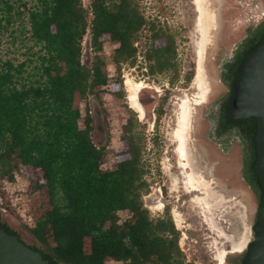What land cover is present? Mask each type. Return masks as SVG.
Listing matches in <instances>:
<instances>
[{
    "label": "trees",
    "instance_id": "1",
    "mask_svg": "<svg viewBox=\"0 0 264 264\" xmlns=\"http://www.w3.org/2000/svg\"><path fill=\"white\" fill-rule=\"evenodd\" d=\"M16 20L38 50L30 61L14 63L2 59L0 49V180H12L20 167L28 174L25 193L38 198L29 208L32 225L26 227L39 244L29 246L51 264H194L180 249L179 231L168 212L151 217L143 206L148 184L133 118L122 125L113 169L101 168L105 146L92 139L88 101L92 95L100 99L109 85L108 65L100 52L105 43L116 45L111 64L118 71L133 62V43L146 24L138 4L0 0V35ZM150 30L155 42L146 52L153 60L149 70L172 69L173 37L153 24ZM85 36L95 52L90 63L82 61ZM117 91L112 94L121 95ZM251 172L249 182L255 179L260 187ZM120 211L130 214L120 221ZM254 226L255 221L253 232ZM4 229L18 235L6 224ZM244 258L245 253L241 262H231L244 264Z\"/></svg>",
    "mask_w": 264,
    "mask_h": 264
},
{
    "label": "rangeland",
    "instance_id": "2",
    "mask_svg": "<svg viewBox=\"0 0 264 264\" xmlns=\"http://www.w3.org/2000/svg\"><path fill=\"white\" fill-rule=\"evenodd\" d=\"M22 1H27L28 5L34 4V0ZM135 2L146 21L145 27L138 34L141 48H138L135 64L130 66L124 63L118 71L115 65L111 64V55L116 45L105 43L100 52L108 65L109 75V85L103 88L101 98L95 97L101 108V115L97 119L93 117L96 125L92 138L96 144L105 146L101 168L115 167L116 151L122 146V125L131 116L134 120L133 130L140 137L141 155L146 169L144 176L148 189L142 196L143 206L151 217L164 216L168 212L179 231L178 244L187 261L194 264H219L220 257L225 254V264H232L227 259L231 261L240 254H231L229 250H232L235 244H245V251L254 236L253 224L257 206L255 201L252 202L248 194L244 193L242 186L238 185L240 164L237 150L233 149L227 158H220L224 169L219 165L217 176H209L204 171L203 163H194L192 160L193 146L189 136L188 162L198 173V179L205 180L208 184L203 188L204 185L202 187L196 183L195 190H192L187 179L191 169L185 165L186 159L179 151L178 137L184 107H189L191 116L201 109V105L195 104L202 94L200 84L195 81L198 50L203 36L201 7L209 24L213 16L208 17V14L217 9V0ZM82 3L88 6L89 0H82ZM23 23L27 27L25 20ZM151 24L155 30L170 34L174 40L172 70L154 75H148L149 64L143 56L148 43L152 45L155 42L150 38ZM19 26L20 21L16 20L0 35L2 59H11L14 63L25 59L30 61L28 58L31 53L33 55V52L38 50L27 29ZM208 31V34L211 31L212 35L211 26ZM88 39L89 37L85 36L82 41V61L90 63L95 52L89 49ZM210 43L207 44L208 48ZM146 85L148 88L141 94L147 103V114L144 115L143 107L135 109L138 112L130 108V98L137 97L138 90ZM115 88L121 95L112 94ZM88 104L90 109V98ZM85 106L82 101V115ZM28 184V174L22 167L14 172L12 180H0L2 218L26 244L39 246L26 227L32 225L29 208L32 204L37 205L38 198L36 194L25 193ZM129 214V211H120V221ZM106 264L122 263L115 261Z\"/></svg>",
    "mask_w": 264,
    "mask_h": 264
},
{
    "label": "flooded vegetation",
    "instance_id": "3",
    "mask_svg": "<svg viewBox=\"0 0 264 264\" xmlns=\"http://www.w3.org/2000/svg\"><path fill=\"white\" fill-rule=\"evenodd\" d=\"M217 3L218 7L215 12L211 11L208 14V17L209 15L214 17L212 35L210 34L211 43L208 42L211 46L206 47L203 70L205 85L209 89L205 100L199 101L200 104L195 103L201 105L200 111L191 116V119L193 117L192 128H190V142L193 146L192 160L194 163H197V161L203 163L206 175L215 177L217 176V168L221 165L220 158H227L232 150L236 149L240 164L238 185L242 186L244 193L248 194V198L252 202L255 201L257 211L260 204L261 188L255 186V179L249 182L253 177L251 171L253 160H255L254 156H256L253 141L256 121L252 117L228 121L226 109L231 97V85L235 80L236 72L246 52L258 42L264 31V0H217ZM149 33H152L150 28ZM138 38L133 43L136 47L133 62L131 64H129L130 62L127 63L130 66L135 64L138 48H141V41ZM150 47L151 44L148 43L143 53L149 65L153 64V60L148 59L146 56V52ZM149 65L147 68L148 75L161 74L172 70H154L151 72ZM168 82L170 83L171 79ZM146 88H148L147 85L139 89L136 97L141 108L143 107L144 115L147 114V103L142 99L141 94ZM130 108L138 112L131 105ZM156 113L159 116V111ZM222 169H224L223 166ZM200 175L203 176L201 172ZM4 224L10 227L2 218L0 200V225L4 227ZM243 251L244 249L240 251L230 249L229 253H239L240 255L236 257V261L241 262ZM227 261L232 263L228 259Z\"/></svg>",
    "mask_w": 264,
    "mask_h": 264
},
{
    "label": "water",
    "instance_id": "4",
    "mask_svg": "<svg viewBox=\"0 0 264 264\" xmlns=\"http://www.w3.org/2000/svg\"><path fill=\"white\" fill-rule=\"evenodd\" d=\"M90 113L95 119L101 115V108L93 95L90 96ZM249 117L256 121L253 136L256 158L252 169L257 175L261 195L255 216L254 236L244 251L243 263L264 264V31L258 42L246 52L236 72L226 109L228 121ZM95 123L93 119V125ZM0 264L51 263L18 235L8 233L0 225Z\"/></svg>",
    "mask_w": 264,
    "mask_h": 264
},
{
    "label": "bare ground",
    "instance_id": "5",
    "mask_svg": "<svg viewBox=\"0 0 264 264\" xmlns=\"http://www.w3.org/2000/svg\"><path fill=\"white\" fill-rule=\"evenodd\" d=\"M211 20V19H210ZM201 22H202V40H201V45L200 48L198 50V67H197V74L195 77V81H197V84L199 83L202 89V94L199 97L198 102H196V104H200L201 102L199 101H203L206 98L207 92H208V86H205V82H204V76H203V70H204V58H205V51H206V47L208 42L210 41V34L208 29L211 26V29L214 25V17L213 20L211 21V23L208 24V21L206 20L205 16H204V12L202 10L201 7ZM136 97V96H135ZM135 97L130 98V105L138 110L140 108L139 103L137 102V100L135 99ZM189 107L183 109L182 111V122H181V128H180V133H179V151L181 152V155L183 158L186 159L185 165H187V167H190L191 171L188 172V176L187 179L190 182L191 188L192 190H195L196 187V183L201 184L202 187L204 185L203 188L207 187V181L205 180H200L198 179V173L195 172L194 167H192L189 164V157H188V153H187V142L188 138L190 136V128H191V112L188 109ZM142 109V108H141ZM177 135V134H176ZM200 176V175H199ZM245 244H235L232 248V251H240L243 250L245 248ZM224 258H225V254H223L220 259H219V264H224Z\"/></svg>",
    "mask_w": 264,
    "mask_h": 264
}]
</instances>
